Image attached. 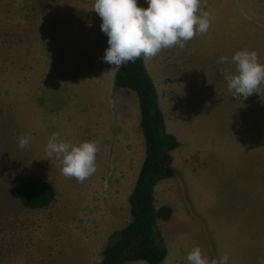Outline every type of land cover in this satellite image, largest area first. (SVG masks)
I'll return each instance as SVG.
<instances>
[{"label": "rangeland", "instance_id": "rangeland-1", "mask_svg": "<svg viewBox=\"0 0 264 264\" xmlns=\"http://www.w3.org/2000/svg\"><path fill=\"white\" fill-rule=\"evenodd\" d=\"M94 4L0 0V264H95L110 234L131 220L129 196L144 149L130 158L110 157L118 169L97 156L95 173L83 182L65 177L61 160L45 154L57 134V104L75 97L85 114L93 90L99 101L105 97L101 84L77 95L57 89L72 86L71 65L98 69L73 51L83 37L95 62L103 56L99 43L107 36L101 18L92 20ZM200 7L210 14L207 33L147 62L167 118L183 139L171 151L175 176L155 189L156 205L172 208L168 220L158 221L167 247L161 264H189L196 246L209 259L226 255L229 264H264V84L258 94L234 99L223 74L235 73L231 57L245 48L264 64V0H201ZM73 10L84 16L69 14L79 18L69 25ZM72 31L77 41L71 45ZM221 57L229 62L221 64ZM22 136L30 137L24 148ZM35 178L55 190L47 207L27 208L15 192Z\"/></svg>", "mask_w": 264, "mask_h": 264}, {"label": "clouds", "instance_id": "clouds-1", "mask_svg": "<svg viewBox=\"0 0 264 264\" xmlns=\"http://www.w3.org/2000/svg\"><path fill=\"white\" fill-rule=\"evenodd\" d=\"M200 3L201 0H147V7H143L137 0H95L92 10L101 18V31L108 43L103 62L111 65L110 69H119L138 58L154 57L163 49L185 47L194 36L209 30L210 14L201 9ZM219 62L224 64L229 58L221 57ZM231 62L236 66L235 73L223 74L233 98L246 100L253 93L258 94L264 84V64L259 62L258 53L241 49L232 55ZM29 142L30 137L22 136L18 144L24 148ZM98 150L96 141L71 144L53 133L45 154L49 161L61 160L65 177L83 182L96 171ZM187 260L189 264H229L228 256L209 259L199 246L188 253Z\"/></svg>", "mask_w": 264, "mask_h": 264}, {"label": "trees", "instance_id": "trees-1", "mask_svg": "<svg viewBox=\"0 0 264 264\" xmlns=\"http://www.w3.org/2000/svg\"><path fill=\"white\" fill-rule=\"evenodd\" d=\"M114 84L136 93L145 156L129 196L131 220L110 234L102 257L95 264H129L136 260L161 264L167 256V247L158 221L168 220L172 208L156 206L154 186L173 176L171 151L179 142L166 131L157 92L142 57L117 69ZM15 192L22 204L31 209L47 207L55 199L52 184L43 178L28 180L16 187Z\"/></svg>", "mask_w": 264, "mask_h": 264}, {"label": "crops", "instance_id": "crops-1", "mask_svg": "<svg viewBox=\"0 0 264 264\" xmlns=\"http://www.w3.org/2000/svg\"><path fill=\"white\" fill-rule=\"evenodd\" d=\"M140 6L146 7L147 4L144 3L141 5V2L137 0ZM73 8H79V6H74ZM93 9V8H92ZM90 9V13L92 16V20L95 21L96 12ZM78 12L79 18L83 17L81 11L73 10L67 12V19L66 21L69 25L74 24L75 22L79 21L78 17L69 18V14H74ZM83 11V9H82ZM65 18V17H64ZM99 19V18H98ZM73 22V23H72ZM85 22V21H83ZM74 31L70 33L69 36V44L72 45L74 38ZM78 40V41H77ZM77 44L79 47L73 48V51L81 58H85V62L87 63L88 60L91 58V62L98 65V69H79L73 68L71 65L72 76L75 79L80 77L81 83L77 84L74 82L72 86H58L57 89L59 91H72L73 94L77 95L78 92L83 94L86 91H89L90 87L94 86L95 84H101V91L105 92L104 100L101 102L96 97V91L93 90L94 94L92 97L85 98L86 102L87 99L89 100V104L87 103V107L85 108V114L82 112L83 102L78 101L75 97H70L65 99L61 104H57V135L59 139L69 142L71 144H79L84 141H96L99 146V150L96 154L97 156H101L103 158H107V168L109 169H118L116 165V161H110V157H124L130 158L135 156L136 154H140L142 149L145 151V143L144 138L142 139V131H141V110L139 106V102L136 103V93L128 88L117 87L114 84V77L117 69H110L112 66L106 62H103L102 58L99 59V64L94 61L93 54L90 52L87 45L89 42L86 38H79L77 39ZM74 41V42H76ZM69 45V47L71 46ZM100 46V53L105 54V50L108 47L107 39L106 41H101L99 43ZM68 47V48H69ZM169 48L161 50L156 56L150 58H143V63L152 78L153 84L155 86L157 96H158V105L163 114L166 131L175 135L179 145H183V139L180 134L174 132V127H172L170 120H168V113L164 110L162 105V99L160 97V92L157 90L156 82H154V70L153 67H149L147 62L155 61L162 59L164 51L169 52L167 50ZM171 49V48H170ZM67 51V50H66ZM92 54V55H91ZM90 56V57H89ZM101 55V57H103ZM93 60V61H92ZM154 64V63H153ZM151 69L153 71H151ZM91 80L89 86L83 87V85L87 84L88 81ZM158 80V78H157ZM159 81V80H158ZM70 87V88H68ZM84 119V120H83ZM178 145V146H179ZM172 159H173V169L174 175L170 178H173L176 173V166L174 160V154L171 152ZM144 159V158H143ZM143 159L140 160V165L138 172L141 168V164ZM136 162L128 166L126 169L129 171L132 170ZM125 171V170H121ZM138 174V173H137ZM169 179V178H167ZM160 185L158 182L154 187V196H155V189ZM168 205L169 204H165ZM137 261H131L130 263L133 264ZM129 263V264H130Z\"/></svg>", "mask_w": 264, "mask_h": 264}]
</instances>
